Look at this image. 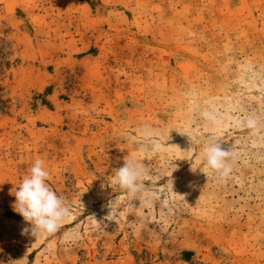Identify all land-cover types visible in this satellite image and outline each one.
Listing matches in <instances>:
<instances>
[{
	"label": "rangeland",
	"instance_id": "rangeland-1",
	"mask_svg": "<svg viewBox=\"0 0 264 264\" xmlns=\"http://www.w3.org/2000/svg\"><path fill=\"white\" fill-rule=\"evenodd\" d=\"M37 159L69 215L33 235ZM0 264H264V0H0Z\"/></svg>",
	"mask_w": 264,
	"mask_h": 264
},
{
	"label": "clouds",
	"instance_id": "clouds-1",
	"mask_svg": "<svg viewBox=\"0 0 264 264\" xmlns=\"http://www.w3.org/2000/svg\"><path fill=\"white\" fill-rule=\"evenodd\" d=\"M205 155L208 166L219 170L224 166L223 159L227 153L218 142L210 141L205 148ZM49 175L45 162L41 159L35 160L14 193L13 210L31 225L33 235L38 232H55L69 215L64 198L57 195L48 184ZM142 176V167L133 159L125 158L123 166L115 170L113 181L121 188L135 193ZM24 231L27 232L28 229Z\"/></svg>",
	"mask_w": 264,
	"mask_h": 264
}]
</instances>
